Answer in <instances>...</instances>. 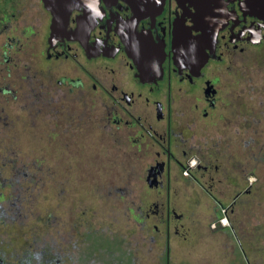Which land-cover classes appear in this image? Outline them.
I'll use <instances>...</instances> for the list:
<instances>
[{
  "label": "flooded vegetation",
  "instance_id": "af4514ba",
  "mask_svg": "<svg viewBox=\"0 0 264 264\" xmlns=\"http://www.w3.org/2000/svg\"><path fill=\"white\" fill-rule=\"evenodd\" d=\"M243 1L164 0L158 13L142 14L126 0H0V105L29 100L39 105L33 114H53L62 103L80 113L91 104L100 131L147 163V185L165 194L168 249L171 216L181 219L174 186L213 193L212 174L233 169L231 142L202 149L196 131L248 80L252 53L264 47V18ZM219 159L225 165L213 164Z\"/></svg>",
  "mask_w": 264,
  "mask_h": 264
},
{
  "label": "rangeland",
  "instance_id": "374dc122",
  "mask_svg": "<svg viewBox=\"0 0 264 264\" xmlns=\"http://www.w3.org/2000/svg\"><path fill=\"white\" fill-rule=\"evenodd\" d=\"M248 74L197 124L202 149L231 142L233 169L212 174L213 193L174 186L181 219L171 216L168 249L165 194L147 185V163L100 131L91 104L53 114H33L29 100L0 105V264H264V47Z\"/></svg>",
  "mask_w": 264,
  "mask_h": 264
},
{
  "label": "water",
  "instance_id": "95a60500",
  "mask_svg": "<svg viewBox=\"0 0 264 264\" xmlns=\"http://www.w3.org/2000/svg\"><path fill=\"white\" fill-rule=\"evenodd\" d=\"M132 9L142 14H156L164 0H126ZM243 5L251 14L264 18V0H244ZM149 178V176H148ZM151 185V184H150Z\"/></svg>",
  "mask_w": 264,
  "mask_h": 264
},
{
  "label": "trees",
  "instance_id": "16d2710c",
  "mask_svg": "<svg viewBox=\"0 0 264 264\" xmlns=\"http://www.w3.org/2000/svg\"><path fill=\"white\" fill-rule=\"evenodd\" d=\"M4 218H7V213H6V210H2L0 208V219H4Z\"/></svg>",
  "mask_w": 264,
  "mask_h": 264
}]
</instances>
